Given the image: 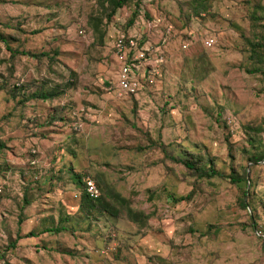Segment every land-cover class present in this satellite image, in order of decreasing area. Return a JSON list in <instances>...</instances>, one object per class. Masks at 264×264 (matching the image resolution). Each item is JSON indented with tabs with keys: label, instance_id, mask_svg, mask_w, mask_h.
<instances>
[{
	"label": "rangeland",
	"instance_id": "374dc122",
	"mask_svg": "<svg viewBox=\"0 0 264 264\" xmlns=\"http://www.w3.org/2000/svg\"><path fill=\"white\" fill-rule=\"evenodd\" d=\"M165 28L162 79L118 97L117 36ZM0 34V264H264V0H0Z\"/></svg>",
	"mask_w": 264,
	"mask_h": 264
},
{
	"label": "built area",
	"instance_id": "2783aa9c",
	"mask_svg": "<svg viewBox=\"0 0 264 264\" xmlns=\"http://www.w3.org/2000/svg\"><path fill=\"white\" fill-rule=\"evenodd\" d=\"M172 30L165 28L164 35L157 42L143 40L136 35H118L113 46L112 55L116 68V77L112 82V90L118 97H135L144 90L151 89L162 79L168 55L171 51ZM216 40L207 38L205 49H213ZM191 44H179V49L187 50ZM84 191L94 200L101 196L96 183L86 178ZM254 234L264 249V221L254 227Z\"/></svg>",
	"mask_w": 264,
	"mask_h": 264
},
{
	"label": "trees",
	"instance_id": "16d2710c",
	"mask_svg": "<svg viewBox=\"0 0 264 264\" xmlns=\"http://www.w3.org/2000/svg\"><path fill=\"white\" fill-rule=\"evenodd\" d=\"M130 0H106L109 9L111 10V14L118 10L121 9L127 2H129ZM136 17V15H134L132 17V19L129 21V25L133 24V20ZM0 40H2L3 42H7L6 38L0 34ZM24 54V53H22ZM256 158H253L251 161H256ZM182 162V161H180ZM184 165L190 169V170H194L195 172H197L200 176L202 177H207V178H212V177H220L222 179H230L231 183L236 185V187H238L242 192H243V196L246 197L247 196V183L249 182V179L247 177H239V176H234V175H225L221 172H219L218 170H216L214 167H210L209 169L204 168V167H199L196 166L194 163L186 161L183 162ZM243 184H245L244 186H241ZM83 196H80L81 200H82V207L89 205L91 207H97L98 203L101 201V197L99 199H92L88 196V194L86 193V191L82 192ZM190 198L189 196L186 197H180L177 201H185L188 200ZM124 202V201H123ZM241 203L242 206L244 208L248 207V204L246 202L245 199H241ZM109 210H112L110 207L108 208ZM118 212V211H117ZM130 216L132 217L133 212L129 211ZM257 221H254L253 226L255 227L257 225ZM61 231L60 228H54V229H47L45 232H52V233H59ZM26 237H34L33 233H29L26 235Z\"/></svg>",
	"mask_w": 264,
	"mask_h": 264
}]
</instances>
